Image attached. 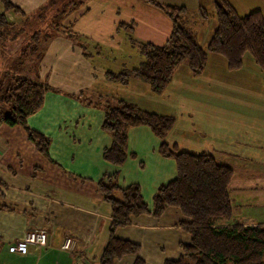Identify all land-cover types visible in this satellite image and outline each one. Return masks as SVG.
Here are the masks:
<instances>
[{
  "label": "trees",
  "instance_id": "trees-1",
  "mask_svg": "<svg viewBox=\"0 0 264 264\" xmlns=\"http://www.w3.org/2000/svg\"><path fill=\"white\" fill-rule=\"evenodd\" d=\"M84 1L46 0L35 11L26 13L11 0H0L3 6L0 13V62L3 55H6L5 61L8 52L16 51L10 61L12 69L0 74V122L9 126L21 125L27 139L46 156L49 137L29 128L26 119L41 107L45 91L52 87L38 75L30 78L19 71L35 56L40 59L38 46L42 41L48 42L57 35L76 39V33L70 27L60 30L59 21ZM145 1L160 8L170 18L171 30L166 43H137L143 59L128 70H106V80L126 83L132 75L159 93L183 60H187L192 72H200L207 50L222 55L229 70L240 69L243 56L249 50L264 72V16L260 10L239 16L226 0H215L216 27L205 49L188 26L185 6ZM198 10L200 17L205 18V9L200 6ZM8 11L20 16V21L7 20L4 12ZM47 25L51 30H45ZM120 25L132 29L131 24ZM3 67L6 69V63ZM262 82L264 86V76ZM82 94L83 90L70 95L81 98ZM86 103L93 102L88 99ZM103 111L101 129L110 135V142L102 152L103 160L120 166L128 158H136V154L127 148L128 129L144 125L161 140L158 153L174 161L176 172L173 179L158 185L150 207L137 183L121 187L117 183V173L102 174L96 184L109 205L112 221L98 264H113L126 254H137L139 244L117 237L115 229L141 214L158 218L169 206L177 207L187 218L185 224L190 239L178 244L180 254L177 258L165 259L163 264H264V223L243 225L230 222L233 216L230 197L233 169L229 164L219 162L209 153L178 150L176 144L167 143L164 138L174 123L173 116L148 111L116 98L113 103L107 102ZM132 264H145V261L136 256Z\"/></svg>",
  "mask_w": 264,
  "mask_h": 264
},
{
  "label": "crops",
  "instance_id": "crops-1",
  "mask_svg": "<svg viewBox=\"0 0 264 264\" xmlns=\"http://www.w3.org/2000/svg\"><path fill=\"white\" fill-rule=\"evenodd\" d=\"M45 1L11 0L26 13L35 11ZM226 1L234 8L229 0ZM4 16L11 22L20 21V16L11 11L4 12ZM64 36L52 38L43 56L44 66L49 62V69H52L59 63L63 65V71L69 73L73 63L91 62L80 48L74 46L75 41ZM126 69L131 68L123 65L121 71ZM71 79L69 82L74 81L71 89H61L58 82L50 85L52 88L45 91L41 107L26 119L29 128L49 137L47 156L27 139L21 125L9 126L0 122V264H98L112 221L109 205L96 184L102 174L117 173V183L121 187L137 183L149 207L158 185L175 177L174 161L159 155L157 149L161 140L144 125L128 129L127 148L136 154V158H128L120 166L103 160L102 152L109 141L101 129L104 111L85 94L83 89L87 87H81L84 76ZM81 90V98L70 95ZM94 92L91 96L97 94ZM108 98L110 103L114 97ZM115 98L128 101L126 97ZM88 99L93 103L88 105ZM169 135L164 139L166 142ZM172 144L177 145L175 141ZM222 156L227 157L218 161L233 169L230 184L233 216L230 222L264 223V199L255 203L254 198L261 192L249 184L254 179L264 181V160L225 153ZM248 162H255L258 169L246 167ZM240 180L242 186L238 183ZM185 221L187 218L174 206L167 207L158 218L151 214L131 217L114 233L139 244L140 250L137 254L122 256L113 264H132L136 256L145 264H163L165 259L177 258L180 254L178 244L190 239ZM35 228L46 230L48 245L42 249L28 245L25 252L15 251L16 241L27 230ZM68 235L72 236L74 244L71 250L65 251L60 245Z\"/></svg>",
  "mask_w": 264,
  "mask_h": 264
},
{
  "label": "rangeland",
  "instance_id": "rangeland-1",
  "mask_svg": "<svg viewBox=\"0 0 264 264\" xmlns=\"http://www.w3.org/2000/svg\"><path fill=\"white\" fill-rule=\"evenodd\" d=\"M157 1L185 6L188 10V26L199 44L207 48L216 27L213 9L215 0ZM229 1L239 16L257 9L264 13V0ZM200 6L207 13L205 18L199 15ZM59 23L60 30L70 27L76 33V39H71L75 41L74 46L80 48L91 62L73 63L69 73H65L63 65L59 63L49 69V62L44 66L42 60L51 39L40 43V59L35 56L27 61L19 71L22 75L30 78L38 75L47 85L58 82L61 89H71L74 81L71 83L69 79L82 75L84 80L81 87H87L83 89L85 94L102 109L108 97H114L110 103L114 102L115 97H126L145 110L173 116L174 123L168 132L167 143L175 141L178 150L209 153L216 160L226 159L224 157L228 155L222 156V153L264 160V72L254 62L249 50L245 52L243 66L238 70L227 69L225 58L213 51L207 50L204 67L198 73L191 71L185 59L175 67L171 80L163 90L155 93L138 77L131 75L126 83H120L106 80L101 73L107 69L121 71L123 65L126 68L136 67L143 59L137 43H166L171 20L160 8L145 0H85L83 5L61 18ZM121 23L131 24L132 29ZM45 30L51 28L47 25ZM15 52H6L5 61L6 55L2 56L0 74L12 69L10 61L16 55ZM45 67L46 72L43 73ZM94 91L97 94L91 96ZM106 134L108 145L110 135ZM145 160L148 159L145 157ZM248 165L250 169H258L255 162H248L246 167ZM250 181L249 184L255 185L256 190L261 192L254 202L263 201L264 181ZM238 183L242 186L243 181ZM239 188L238 191L241 190ZM73 197H76L74 193Z\"/></svg>",
  "mask_w": 264,
  "mask_h": 264
},
{
  "label": "built area",
  "instance_id": "built-area-1",
  "mask_svg": "<svg viewBox=\"0 0 264 264\" xmlns=\"http://www.w3.org/2000/svg\"><path fill=\"white\" fill-rule=\"evenodd\" d=\"M74 240L71 235L64 238L60 249L68 251L73 248ZM28 245H33L37 249L45 248L48 245L47 233L43 228H35L27 230L24 235L16 241L14 250L17 252H25Z\"/></svg>",
  "mask_w": 264,
  "mask_h": 264
}]
</instances>
